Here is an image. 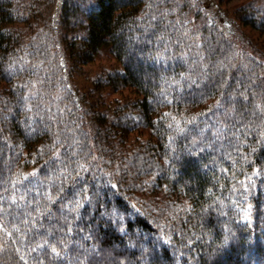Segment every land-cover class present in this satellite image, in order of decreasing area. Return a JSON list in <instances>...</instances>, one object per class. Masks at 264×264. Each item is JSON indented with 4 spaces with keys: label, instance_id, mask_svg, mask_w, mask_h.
<instances>
[{
    "label": "trees",
    "instance_id": "1",
    "mask_svg": "<svg viewBox=\"0 0 264 264\" xmlns=\"http://www.w3.org/2000/svg\"><path fill=\"white\" fill-rule=\"evenodd\" d=\"M53 1L0 0V204L34 170L40 193L60 186L56 170L72 179L35 225L8 208L0 264H264V67L251 40L225 35L192 0H62L54 31L39 24ZM256 20L241 21L264 28ZM102 54L119 68L80 91L72 69ZM239 179L258 181L242 195ZM150 188L161 197L140 196ZM37 201L48 203L35 192L18 203ZM42 239L62 258L36 248Z\"/></svg>",
    "mask_w": 264,
    "mask_h": 264
},
{
    "label": "rangeland",
    "instance_id": "2",
    "mask_svg": "<svg viewBox=\"0 0 264 264\" xmlns=\"http://www.w3.org/2000/svg\"><path fill=\"white\" fill-rule=\"evenodd\" d=\"M197 1L198 5L202 8L206 14L209 23L216 25L220 31L225 35H233L237 39L244 41L245 39L251 40L254 48L257 50L259 61H261L264 67V28L243 25L242 19L255 18L256 21H260L264 17V0H192ZM62 0H54L51 8L43 10L39 15V24L43 26L47 22V25L52 26L54 31L57 30L58 25V12L61 7ZM248 21V20H247ZM259 23V22H258ZM23 27V26H22ZM20 28H18L19 30ZM23 31V30H21ZM57 37V36H56ZM63 65V61H62ZM119 68L118 64L111 57L106 54L100 55L92 65L82 68L81 71H74L72 69L74 79L73 84L80 91L84 88H90V82L97 79L99 75L105 71L114 70ZM120 99L123 102L129 101L128 95L125 93L122 96L115 94L111 98ZM135 134V133H134ZM140 141L145 140L146 134L143 131L140 132ZM130 136V137H135ZM139 142V141H138ZM225 149V148H224ZM252 174L257 175V170H253ZM256 178V176L252 177ZM241 182L242 179H239ZM258 181V179L256 180ZM256 181H242L239 193L242 195L249 192V187H254ZM158 189V188H157ZM144 191V192H143ZM141 195L144 199L150 200L155 195L161 197L163 192L155 189H143ZM242 210L243 220H251L252 208L245 202L239 206ZM239 210V211H241ZM219 220L222 218V214L219 213ZM115 249V248H114Z\"/></svg>",
    "mask_w": 264,
    "mask_h": 264
},
{
    "label": "snow or ice",
    "instance_id": "3",
    "mask_svg": "<svg viewBox=\"0 0 264 264\" xmlns=\"http://www.w3.org/2000/svg\"><path fill=\"white\" fill-rule=\"evenodd\" d=\"M198 47H199V45H197V48ZM203 59L204 58L201 56L200 60H203ZM244 99H247V97H244ZM220 106H221V104L218 101L216 107L219 108ZM256 107L260 108L261 106L257 105ZM170 127H172V125H170ZM177 131L183 132V128L180 127L179 125H177ZM54 156L56 158H59V152L58 151L55 152ZM77 167L81 171H87V169H88V166L86 163L77 162ZM56 171L60 172V176L57 177V179L60 180V186L57 188V190L55 192L52 191V188H49L44 193H40L37 186L34 184H31L30 177H35L37 175L35 170L31 174H27V175L23 176L22 179L18 178L16 181L12 182L13 195L10 197L11 204L8 207H5L3 204H0V229H4V231L6 232V234L8 236H11L12 233L7 231V229L5 228L4 221H7L8 216L13 215L12 212H9V210H8L9 207H11L12 205H15L17 210L23 208V211H19L15 218H23L21 220V222L25 226L35 225L37 223L38 219L44 217V215H45V212L42 211V208L47 209L49 204L56 203L58 198H60V194L64 192L63 183L65 180H71L72 174L67 173L66 169H59ZM65 173H67V174H65ZM25 180H27L29 182L31 187H25L24 192L22 194H20L19 196H17L15 194L16 184H20L23 186V182ZM109 183H110V181H109ZM112 187H116V185H112ZM29 192H35L36 195H42L48 203L47 204H41L39 201H37L35 207L31 211H29L27 202H25L24 205H21L20 203H18V200L19 201H26V197H27ZM79 195L81 196L80 199H77L76 194H74L72 200L67 201L69 212H77L78 213V210L80 208L84 207V201L87 199V194L82 191ZM2 200H4V198L0 197V201H2ZM63 203H64V199H61V205L62 206H63ZM249 207H251V205H249ZM34 213H35V215H34ZM47 215L51 216V212H47ZM116 215L118 217V213ZM12 227L15 228L17 232L20 231V228L17 226V224L13 223ZM66 231L68 234L72 233L73 228L70 224L67 226ZM121 231H123V229H121ZM22 235H23V233H22ZM41 235H42V237L43 236L51 237V233H45V234H41ZM225 242H227V237L225 238ZM60 243L63 245V248L68 247V245L63 243L62 240L60 241ZM46 247L51 249V252L54 254V256L56 258H62L63 254H62L61 249L57 247L56 243L50 242V239H42L41 242L36 244V248L45 249ZM32 250L34 251L36 249L33 248ZM20 259L25 260V264H27V260L25 259V256H21ZM40 264H42V261L40 262Z\"/></svg>",
    "mask_w": 264,
    "mask_h": 264
}]
</instances>
